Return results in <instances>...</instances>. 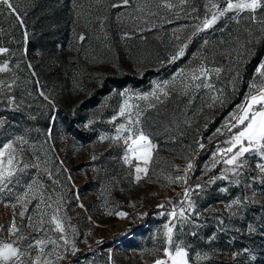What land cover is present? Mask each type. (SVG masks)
<instances>
[{
    "label": "rangeland",
    "instance_id": "rangeland-1",
    "mask_svg": "<svg viewBox=\"0 0 264 264\" xmlns=\"http://www.w3.org/2000/svg\"><path fill=\"white\" fill-rule=\"evenodd\" d=\"M11 2L24 25L6 6H0V47L9 50L0 54V65L7 62L10 69L0 72V81L4 82L0 85V117L8 121L0 129V144L13 135H25L29 144L23 162H39L40 169L27 170L20 190L24 182L37 178L53 201L57 195L62 198L60 215L65 217L66 228L74 226L75 232L68 228V234L79 251L75 255L66 253L60 264H153L163 257V226L169 222V217L160 213L171 211L173 206L179 210L186 186L194 190L191 199L199 218L192 219L199 227L191 223L181 227L177 220L175 233L177 239L191 245L190 264H264V184L252 180L256 160L249 157L252 171L246 172L240 186L217 180L203 190L195 189L209 177L220 175L224 167L220 164L206 172L205 165L217 146H224L227 136L209 138L243 100L256 65L264 58V24L260 23L264 8L256 11V23L250 12L242 13L239 23L229 13L212 29L189 41L204 17L208 0H186L184 4L180 0H128L127 4L123 0ZM164 3L174 7L166 8ZM81 35L83 40L79 39ZM186 42L184 56L168 63ZM246 49L255 55L249 58ZM258 53V61L254 62ZM201 60L210 69H222L219 80L215 75L211 79L216 88L226 89L224 106L208 107L211 94L207 89L189 87L185 94L179 77L159 101L136 98L150 93L154 82L171 81L178 70L190 71ZM238 60L248 62L237 65ZM235 66L243 69V79L239 91L233 93L228 81L235 74L229 70ZM124 73L145 76V83L108 86L102 93L107 76ZM125 90L133 111L136 106L144 110L141 127L156 145L148 175L141 174L139 182L135 180V165L143 167V161L133 159L131 166L124 164L123 140L111 139L117 134L115 125L126 123L125 118L108 122L126 99L119 95ZM9 96L15 97L20 111L8 106ZM149 103L154 107L149 108ZM89 120L94 122L85 127ZM76 130L82 132L81 137L73 134ZM102 134L109 139L101 141ZM196 141L205 149L195 155L187 185L170 184L167 177L184 175L183 168L198 149ZM246 184H252V189L247 190ZM226 186L228 192L219 191ZM253 191L257 203L230 217L224 204L245 192L252 196ZM37 202L29 205V215L34 217ZM160 204L164 207L158 208ZM109 212H126L128 216L121 218ZM12 215L13 209L0 203V225H8ZM16 223L22 226L24 236L37 235L18 215ZM249 224L256 229L252 233L248 232ZM213 233L215 239L209 240ZM10 239L7 230L0 231V240ZM196 252L209 253L210 260L196 261Z\"/></svg>",
    "mask_w": 264,
    "mask_h": 264
},
{
    "label": "snow or ice",
    "instance_id": "snow-or-ice-1",
    "mask_svg": "<svg viewBox=\"0 0 264 264\" xmlns=\"http://www.w3.org/2000/svg\"><path fill=\"white\" fill-rule=\"evenodd\" d=\"M123 2L127 4L128 0H123ZM180 2L184 4L186 0H180ZM221 4H223V7H221ZM0 6H6L11 14L15 15L20 25H24L22 17L13 6L11 0H0ZM163 6L169 9L174 7L171 3H164ZM261 8H264V0H208L204 17L201 19L200 24L196 25L188 40L190 41L193 36L200 32L212 29L219 20L226 17L229 13H233L231 18L239 23V16L246 11L250 12L252 22L256 23L257 17L255 13ZM260 23L264 24V20L260 21ZM176 38L179 39V37ZM24 39L28 40L27 31L24 32ZM79 39L83 40V35ZM207 43L208 41H205V44ZM186 47L187 42L178 48L177 52L170 57L168 63H173L184 56ZM8 51L7 48L0 47V54ZM245 51L249 58L255 55L251 49H246ZM247 62V60H238L237 65ZM29 67L31 68V65ZM9 70L7 62L0 65V72ZM221 71V68L210 69L206 67L204 61L201 60L200 64L190 71L185 69L178 70L171 81L154 82L150 93L138 94L136 98L148 100L149 97H153L159 101L161 95L165 97L168 95L167 89L169 85L174 84L179 77L185 89V94H187L189 87H194L197 90L201 88L207 89L211 94V102L208 107H214L216 104L224 106L227 101L226 89L216 88L211 79L215 75L216 79L219 80ZM229 71L235 73L228 81V84L231 86L232 92L236 93L239 91L238 85L243 79V69L235 66ZM3 83V81H0V85H3ZM7 87L11 90L12 85L9 84ZM40 94L44 95L43 92ZM119 95L126 97V99L119 106V111L116 115L112 116L108 122L112 123L118 117H124L126 123L115 125L117 134L111 139L113 142L123 140L126 146L123 156L124 164L131 166L133 159L143 161V167L139 164L135 165V180L139 182L142 179L141 174L145 177L148 175V165L153 158L152 151L156 148V145L152 143L149 134L141 127V117L144 110L136 106L135 111H133V106L128 103V100L131 99L128 96V90L119 93ZM45 99H48V97L45 96ZM7 103L14 111H20V106L15 103L14 96H9ZM49 103L52 102L49 101ZM148 107L151 108L154 105L149 103ZM93 122V120H89L85 127H88ZM7 123L8 121L5 118L0 117V129L4 128ZM220 135L227 136V139L222 142L224 146L218 145L212 153L210 161L205 165V170L210 172L220 164H223L224 167L221 169L220 175L209 177L205 184H197L195 189L203 190L217 180L228 181L230 185L235 186L244 184L246 172L252 171L249 168V157L256 160V175L252 177V180L260 181L264 184V58H261L256 65L252 79L248 82V91L244 94L243 100L225 117L224 123L220 128L216 129L213 137H210L209 140L211 141L215 136ZM99 139L103 141L109 139V137L102 134ZM196 143L198 144V149L193 151L192 158L188 159L186 166L183 168L184 175L167 177L170 184L183 183L187 185L188 175L195 167V155H198L199 150L205 149L203 143L199 141H196ZM28 144L29 141L25 135H13L11 139H7L6 142L0 144V203H4L5 207L13 209L12 219L9 224L0 225V231L7 230L12 237L10 240H0V264H60L62 260L66 259V253L71 252L72 255H75L79 251L75 241L68 234V228L73 233L75 228L72 225L65 227V217L60 215V200L62 198L57 195V199L53 201L52 196L46 195L43 191V184L39 179L33 178L30 182H24V187L20 190L22 176L26 174L27 170L29 168L40 169L39 162L35 164L23 162V153L25 146ZM36 159L39 161V157H36ZM92 159H96V157L93 156ZM245 188L251 190L252 184H246ZM193 191L187 186L184 188L182 193L184 199L178 211L173 206L171 211L160 213V215H167L169 222L163 226V257L156 258L153 264H190L191 245L186 244L182 239H177L175 229L177 220H179L181 227L186 223L196 225V221L192 217L199 218V212L191 199ZM219 191L228 192L229 188L227 186L221 187ZM255 196L256 193L254 191L252 196L247 195L245 192L242 196H237L225 203L224 208L230 213V217H236L249 204L257 203ZM33 201H38L35 204V217L29 215V205ZM80 206L83 207V205ZM157 207L163 208L164 205L160 204ZM17 208H19L18 213L16 212ZM108 214H114L121 218L128 216L126 212H109ZM17 215L21 220H27V226L37 235L24 236L22 234V226L16 223ZM143 215H146V213ZM219 223L223 225L224 220L220 219ZM196 226L199 227V225ZM219 230L223 231L224 229L220 228ZM255 230L252 224L248 225L249 233ZM191 235L195 236L197 233L192 232ZM213 239H215V233L209 237V240ZM101 242L97 241V243ZM238 254L234 253L233 255ZM195 259L198 262L208 261L210 260V255L207 252H196Z\"/></svg>",
    "mask_w": 264,
    "mask_h": 264
},
{
    "label": "trees",
    "instance_id": "trees-1",
    "mask_svg": "<svg viewBox=\"0 0 264 264\" xmlns=\"http://www.w3.org/2000/svg\"><path fill=\"white\" fill-rule=\"evenodd\" d=\"M262 48H264V43L261 45V50ZM260 50V51H261ZM259 51V53H260ZM259 53L258 55L254 58V62H257L258 61V57H259ZM152 70H150V73H151ZM145 76H142V77H138L136 75H133V74H129V73H124L122 75H112V76H107L105 78V81L103 83V86L106 87L104 88V90L102 91V93L105 92V90L108 89V86H111V87H116V88H120V87H124L126 85H132V86H140L142 84L145 83ZM110 90V89H109ZM99 91V90H98ZM73 134L76 136V137H81L82 135V132L80 130H76L75 132H73Z\"/></svg>",
    "mask_w": 264,
    "mask_h": 264
}]
</instances>
